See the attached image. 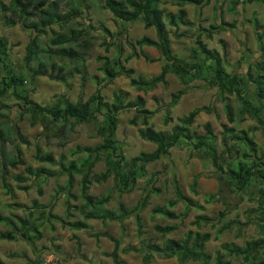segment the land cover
Returning a JSON list of instances; mask_svg holds the SVG:
<instances>
[{
  "label": "trees",
  "instance_id": "1",
  "mask_svg": "<svg viewBox=\"0 0 264 264\" xmlns=\"http://www.w3.org/2000/svg\"><path fill=\"white\" fill-rule=\"evenodd\" d=\"M170 1L178 7L177 13L163 15L160 4ZM228 1L227 12L236 13L238 7L248 3H264V0H218L216 16L220 18L219 23L202 28L194 38L190 57L184 58L172 53L169 40L167 24L175 29L182 25H189L186 21V5H193L200 10L208 0H104L103 6L111 13L116 21L125 23L141 22L146 29L154 28L156 39L142 36L132 42L126 38V43L132 48L133 54L136 49L143 46L156 48L164 60L160 73L151 78H133L132 70L126 69L119 55L111 58H99L103 60L100 70L103 72V82L86 100L72 102L67 95L60 94L55 97L52 105H42L31 98L35 90L37 77L46 76L50 80L66 83L67 78L78 76L81 83H86L88 73L85 65L84 54L88 52L92 43L88 32L80 24L78 19L84 15L88 8V0H10L8 4L0 2V26L14 27L26 30L29 39L25 45L24 55L19 67L12 65L8 52L7 40L0 37V182L6 194L13 193L8 179L15 184V188L27 191L30 179L43 177L44 180L66 176V183L59 187L56 194H63L67 207L66 216L61 217L53 213L54 203L41 204L33 201L31 206L20 203H12L6 207L11 210H21L23 216L16 213L3 215L0 212V240L17 241L22 240L30 246H34L42 238L43 231L47 227L55 230L54 223L58 222L62 228L72 231H81L91 228L89 221L99 220L105 226L108 222H123L133 217L136 224L138 236L144 232V223L141 217L142 210L147 206L151 194H157L159 189L154 187L155 177L148 180L146 184L150 188H143L140 200L132 207L124 205L118 200L117 209L108 207L113 199L111 189L100 196H93L89 189L93 183H105L110 177L115 182L114 189L120 198L130 193L136 187V182L145 174L146 167L167 156L169 150L181 143L191 146V151H202L211 159L212 166L220 174L224 181V196L232 193H245L255 184L258 189L254 198L258 206V226L264 231L261 223L264 221V149L257 146L250 133L255 130L238 127L247 118L253 119L264 128V22L256 18L251 21L259 42L260 60L246 62V70L243 72H229L224 64L223 58L218 51L211 49L204 43L202 36L211 39L213 34L227 31L234 24L225 22L221 18L222 4ZM164 17L167 18V24ZM83 25V26H82ZM90 26V25H89ZM57 27V29H54ZM112 39L116 35L104 30ZM124 30L117 35L123 34ZM49 35V36H48ZM144 57L147 55L143 52ZM167 73L174 74L182 86L172 95V100L167 105L174 106L180 97L185 94L190 84L196 80L204 81L208 88L217 90L228 96H233L236 103H226L223 106L227 122L222 125V130L216 134L211 130L209 123L203 125L204 132L197 133L190 129L194 117L198 112L205 110L199 107L178 120L170 131L155 130L149 125L148 120L153 112L146 109L145 99L138 95L132 100H125L126 95L122 91L113 94L112 101H106L101 91L107 84L118 76L124 75L129 78L130 85L142 92H151L159 84L165 83ZM68 76V77H67ZM29 85V87H28ZM251 91L254 93L250 95ZM9 97L15 98L19 119L28 115L30 125L41 124L44 128L53 131L52 136L60 146H64L74 132V123H88L96 121L99 123L97 133L101 136L100 143L95 146L76 147L73 155L76 159L64 162L55 159L51 152L42 154L37 145L35 158L41 163L40 167L32 168L26 166L22 158L20 145H28L29 141L22 136L20 128L15 125L10 114L6 113L9 105L3 101ZM134 110L136 117L130 123L136 124V118H140L142 128L138 130L142 140L153 143L155 149L151 152H140L138 155L127 159L122 153V144L116 137L118 116L123 111ZM74 120V123H69ZM169 121V118L167 119ZM49 140V136H47ZM220 142L218 143V141ZM218 147H222L224 153L223 162L219 156ZM235 155V156H234ZM104 158L105 171L93 172L94 166ZM58 166L57 171L45 166ZM23 167L22 173H12V170ZM78 180V196L72 191ZM42 179V180H43ZM173 197L161 206L152 209V217L159 216L172 220L173 223L166 225H155V231L163 239L170 233L176 232L182 222L188 217L193 209L202 210L204 207L198 201L185 195L175 175H172ZM40 187V186H39ZM191 190H195V181L191 184ZM38 192L41 194V190ZM217 193L206 194L205 204L216 200ZM57 197V196H56ZM81 199L80 205H76L80 218L71 220L70 210L73 205L70 199ZM181 203L182 211H174ZM225 212L218 214L217 222L225 216ZM36 215V216H35ZM210 219L204 215H196L189 222L193 229H188L180 239L166 238L162 242H154L152 239L142 241L138 248L126 247L121 249L122 253L137 252L142 256V264H151L155 255L162 258L176 257L177 264H183L187 260L199 264H210L212 255L206 250V243L211 239V233L201 231L204 224ZM52 222V223H51ZM235 221H230L220 227L215 233L217 239L224 230H229ZM239 224V223H238ZM215 224L212 225L214 227ZM95 238L104 236L113 240L114 249L106 253L112 259V264H121L119 259L120 240L112 238L106 232L92 233ZM26 256V255H25ZM24 255L11 254L9 257H24ZM25 264H41L39 255L34 259L25 258ZM215 264H264V238L253 239L245 242L243 246L223 244L215 252ZM0 264H5L0 258Z\"/></svg>",
  "mask_w": 264,
  "mask_h": 264
},
{
  "label": "rangeland",
  "instance_id": "2",
  "mask_svg": "<svg viewBox=\"0 0 264 264\" xmlns=\"http://www.w3.org/2000/svg\"><path fill=\"white\" fill-rule=\"evenodd\" d=\"M10 0H0L8 4ZM104 0H88V8L84 15L78 21L88 32V37L92 46L88 52L84 54L85 65L88 73L86 83H81L78 76L74 75L67 78L66 83L50 80L46 76L37 77L35 80V90L31 93V98L42 105H52L55 97L65 94L72 101L86 100L94 93L96 88L103 82V72L100 67L103 63L99 58H113L120 49L119 55L121 62L126 69H131L133 78H151L160 73L164 65V60L159 51L154 47L143 46L136 49V54L125 59L129 54H133L132 48L126 43L125 39L129 38L132 42L142 36H149L156 39V31L154 28L146 29L141 22L132 24L116 21L111 13L103 6ZM218 0H208L200 10L196 6L186 5L184 7L187 16L186 21L189 25L180 24L178 28L169 26L167 18L164 17L167 24L166 30L169 32L170 47L172 53L189 58L191 48L194 44V38L202 28H209L210 25L219 23L220 18L216 16ZM163 15L177 13L178 7L170 1L160 4ZM228 9V1L222 4L221 18L225 22L233 23L234 26L227 31L213 34L211 39L202 36L204 43L211 49H215L223 58L226 69L229 72H243L246 70L244 61L255 62L259 58V42L251 21L256 18L260 23L264 22V3H248L242 7H238L239 11L230 13ZM90 25V26H89ZM123 34L117 35L119 31L124 30ZM54 29H57L55 27ZM107 29L110 34L116 35V39H112L104 30ZM49 36V35H48ZM0 37L7 40L8 52L13 66L19 67L24 55L25 45L28 42L29 34L20 26L4 27L0 26ZM147 57H144L142 53ZM68 77V76H67ZM29 87V85H28ZM182 86L179 84L177 77L172 73H167L165 83L159 84L156 89L151 92L138 91L130 85L129 78L121 75L113 79L112 82L102 88V95L106 101H112L113 94L122 91L126 95L125 100H132L140 95L145 99L146 109L153 112L152 117L148 120L149 125L155 130L170 131L172 127L178 123L182 117L189 115L191 111L199 107L206 109L198 112L194 117L190 129L197 133H203V125L209 123L211 130L216 134L222 130V125L227 122L224 114L223 106L226 103H236L233 96L221 94L217 88H208L204 81L196 80L192 82L185 94H183L178 102L169 107L168 103L172 100V95L176 93ZM253 92L251 94L253 96ZM9 108L6 110L10 114L13 122L20 128V132L29 144L20 145L22 150V158L25 165L32 168L40 167V162L35 158V148L38 145L42 150V154L51 152L55 159L68 162L76 159L73 151L76 147L95 146L100 143L101 136L97 133L99 127L98 122L90 121L88 123H74L73 134L65 140L64 146H60L57 140L52 136L53 131L44 128L41 124L35 126L30 125L28 115L19 119L17 100L13 97L3 101ZM136 117L134 110L123 111L118 116V126L116 137L122 144V153L127 159L138 155L140 152H151L155 149L153 143L144 141L140 138L138 130L143 127L140 124V118H136V124L130 121ZM167 117L169 121L166 120ZM238 127L243 129L255 130L250 133L259 149H264V128L257 124L253 119L247 118ZM49 136V140L47 138ZM220 140L218 141V143ZM191 146L185 142L178 146H174L169 150V154L160 158L158 161L149 164L145 169L143 177L136 182V187L130 193L118 197V193L114 189L115 182L110 177L105 183H93L89 189V193L93 196H100L111 189L113 199L108 207L117 209L118 200L120 199L124 205L134 206L143 194V188H150L151 185L146 184L148 180H152L154 187L159 189L157 194H151L148 199L147 206L142 210L141 217L144 223V232L138 236L136 224L133 217H129L123 222H108L106 226L99 220H91L89 224L91 228L72 231L62 228L58 222L54 223L55 230L51 231L46 228L43 231L42 238L36 242L34 246H30L22 240L9 241L0 240V258L5 264H25L26 257L34 259L38 254L41 264H112V259L106 255L114 249V242L108 237L95 238L91 236L93 233L106 232L114 239H119V259L121 264H142V256L137 252L122 253L121 249L126 247L138 248L140 243L147 239L154 242H162L166 238L180 239L188 229H193L189 222L194 220L196 215H204L209 218L210 222L201 227V231L211 233V239L206 243V250L212 255L210 264L214 263L215 252L223 244H233L243 246L245 242L264 238V231L258 226V206L254 195L258 189V185L253 184L250 189L241 194L232 193L224 196V191L219 192L220 188L224 190V181L220 174L212 166L209 159L202 151H191ZM220 160L223 162L224 153L222 147H218ZM235 156V155H234ZM49 169L57 171L58 166L45 164ZM105 171L104 158L98 162L93 172ZM23 167L12 170V173H22ZM172 175H175L179 181L182 192L198 201L203 205L202 210L193 209L188 217L182 222L181 227L176 232L170 233L163 239L155 231V225H166L173 223L172 220L159 216L152 217V209L157 206H163L167 200L173 197ZM43 177L30 179L28 184L29 190L22 191L15 188V184L8 179L13 193L6 194L1 187L0 182V212L3 215L16 213L20 216L24 215L21 210H11L6 206L12 203H20L28 207L35 200L41 204H48L55 201L53 213L58 216H66L67 207L65 205V197L63 194H56L60 186L66 183V176L57 175L46 180ZM76 182L73 192L78 196V180L80 176H75ZM195 181L194 194L191 190V184ZM40 186V187H39ZM41 190V194L38 190ZM216 200L204 203L206 194L217 193ZM57 196V197H56ZM73 205L70 213L71 220L80 218L76 205H80L81 199L69 200ZM183 205L178 203L174 211H182ZM225 212V216L217 222L218 214ZM36 216V215H35ZM235 221V225L229 230H224L221 235L215 239L214 233L226 223ZM52 223V222H51ZM239 223V224H238ZM215 224L214 227L212 225ZM3 226L0 225V231ZM11 254L26 255L24 257H9ZM176 257L162 258L155 255L151 264H177ZM183 264H199L198 262L187 260Z\"/></svg>",
  "mask_w": 264,
  "mask_h": 264
},
{
  "label": "built area",
  "instance_id": "3",
  "mask_svg": "<svg viewBox=\"0 0 264 264\" xmlns=\"http://www.w3.org/2000/svg\"><path fill=\"white\" fill-rule=\"evenodd\" d=\"M261 225L264 227V221L261 223Z\"/></svg>",
  "mask_w": 264,
  "mask_h": 264
}]
</instances>
